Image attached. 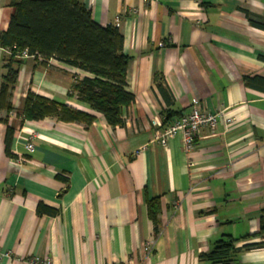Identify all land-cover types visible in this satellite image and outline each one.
Segmentation results:
<instances>
[{"label":"crops","instance_id":"0c3cea01","mask_svg":"<svg viewBox=\"0 0 264 264\" xmlns=\"http://www.w3.org/2000/svg\"><path fill=\"white\" fill-rule=\"evenodd\" d=\"M78 1L123 34L136 100L113 127L70 95L74 75L90 74L24 60L14 110L0 111V264H214L202 254L228 237L237 239L229 264H264V246L245 248L263 237L264 90L246 80L264 78V0ZM10 16L0 0V32ZM6 54L0 46V85ZM29 90L97 118L21 122ZM196 102L221 114L216 128H202L190 152L180 134L163 146V128ZM5 117L15 127L11 155ZM157 196L158 232L148 215Z\"/></svg>","mask_w":264,"mask_h":264},{"label":"trees","instance_id":"16d2710c","mask_svg":"<svg viewBox=\"0 0 264 264\" xmlns=\"http://www.w3.org/2000/svg\"><path fill=\"white\" fill-rule=\"evenodd\" d=\"M11 16L9 27L0 32V46L7 54L3 58L0 85V111L14 110L13 92L18 83L24 50L47 63L56 59L90 76L74 75L70 95L77 96L113 127L125 125L123 112L135 103V95L128 90L127 67L130 57L123 51L124 37L117 26L98 24L90 9L78 0H9ZM249 86L264 90V78H247ZM18 115L24 120L54 117L63 122H78L87 126L97 118L67 104L38 95L29 90L24 106ZM181 114L172 118H177ZM171 118L167 115L164 123ZM7 127L6 152L11 155V142L15 127L8 117L1 118ZM171 120V121H172ZM65 180V179H64ZM39 213L53 215L56 211L44 204L38 205ZM161 213L160 197L148 200V215L159 231ZM260 234L264 236V220ZM236 238L228 237L216 242L203 260L214 264H229L237 251ZM264 242L248 244L245 248L261 247Z\"/></svg>","mask_w":264,"mask_h":264},{"label":"built area","instance_id":"2783aa9c","mask_svg":"<svg viewBox=\"0 0 264 264\" xmlns=\"http://www.w3.org/2000/svg\"><path fill=\"white\" fill-rule=\"evenodd\" d=\"M119 21V19H117ZM160 47H164L163 42L159 43ZM20 57L36 59L35 55L29 54L27 50H24ZM221 114H214L208 112L201 103L196 102L192 105L189 112L182 114L181 116L174 118L167 126L163 128V132L158 136L159 142L163 146H167L168 140L180 134L183 140L185 150L190 152L196 143V139L200 130L204 127H208L211 130H214L218 124ZM232 119L228 118L227 122H230ZM153 126L161 127V122L158 119H153ZM27 150L33 151L34 144L31 141H28L26 144ZM264 242V236L262 237L261 242ZM154 249V241L146 242L144 246V251L146 255L152 254ZM34 263L41 264H54L52 259L41 261L39 258L33 261Z\"/></svg>","mask_w":264,"mask_h":264}]
</instances>
